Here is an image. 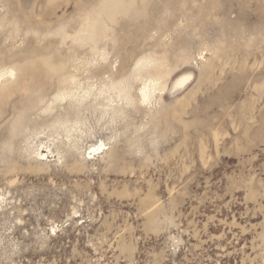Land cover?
Listing matches in <instances>:
<instances>
[{"label":"rangeland","instance_id":"1","mask_svg":"<svg viewBox=\"0 0 264 264\" xmlns=\"http://www.w3.org/2000/svg\"><path fill=\"white\" fill-rule=\"evenodd\" d=\"M7 69L0 264H264V0H0Z\"/></svg>","mask_w":264,"mask_h":264},{"label":"bare ground","instance_id":"2","mask_svg":"<svg viewBox=\"0 0 264 264\" xmlns=\"http://www.w3.org/2000/svg\"><path fill=\"white\" fill-rule=\"evenodd\" d=\"M105 55L103 54V57ZM152 62L151 57H142L137 60L132 76L128 77L130 79H138L140 81V87L138 88L139 100L142 103H151V99L154 97L155 92H161L166 87V76L161 69V64L158 65V69L154 72L143 70ZM14 74L12 69H7L0 72V81L3 78L10 77ZM62 85L57 93L54 95V101H64L70 97V95H75V100L79 101L80 97H87L90 95L91 88L86 87L82 88L78 86L75 82V77L73 75H68L62 79ZM80 85V84H79ZM132 85L129 82V79L123 78L115 81L112 78H109L108 81H103L102 85L98 88V93L93 95H99L107 93L108 96L104 97L106 101L112 103L114 101L113 97L117 98L118 101H124V103H131L132 94H131ZM113 95V96H112ZM96 99V98H95ZM103 144H100L97 149H100Z\"/></svg>","mask_w":264,"mask_h":264}]
</instances>
